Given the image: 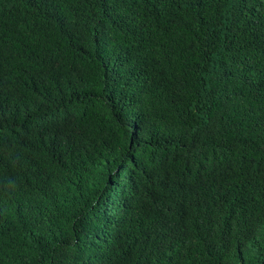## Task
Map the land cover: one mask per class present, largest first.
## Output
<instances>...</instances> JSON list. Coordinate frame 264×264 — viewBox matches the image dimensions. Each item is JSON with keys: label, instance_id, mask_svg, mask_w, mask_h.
I'll return each instance as SVG.
<instances>
[{"label": "trees", "instance_id": "obj_1", "mask_svg": "<svg viewBox=\"0 0 264 264\" xmlns=\"http://www.w3.org/2000/svg\"><path fill=\"white\" fill-rule=\"evenodd\" d=\"M0 264H264V0H0Z\"/></svg>", "mask_w": 264, "mask_h": 264}]
</instances>
